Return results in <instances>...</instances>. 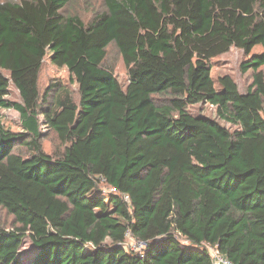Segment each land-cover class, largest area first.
<instances>
[{
    "label": "trees",
    "instance_id": "1",
    "mask_svg": "<svg viewBox=\"0 0 264 264\" xmlns=\"http://www.w3.org/2000/svg\"><path fill=\"white\" fill-rule=\"evenodd\" d=\"M70 1H0V213L11 219L0 216V264H214L209 246L264 264V0H101L88 22L63 13ZM232 46L248 55L245 92L210 73ZM46 57L76 99L60 81L40 89ZM25 236L37 248L27 263Z\"/></svg>",
    "mask_w": 264,
    "mask_h": 264
},
{
    "label": "rangeland",
    "instance_id": "2",
    "mask_svg": "<svg viewBox=\"0 0 264 264\" xmlns=\"http://www.w3.org/2000/svg\"><path fill=\"white\" fill-rule=\"evenodd\" d=\"M2 1V0H0ZM101 0H71L63 9L64 14H77L84 22H88L92 16L97 12L101 11ZM260 45L254 47L253 51H259ZM248 55L244 54L239 48L232 46L226 53L216 56L210 60V73L215 81L216 87L219 89L217 78L221 75L227 74L237 83L240 92H245L247 87L252 81V74L250 71L242 74L239 68L240 62L247 58ZM106 61L112 66L114 74L122 86L127 83V71L126 68L113 47L108 48V54ZM264 72V67H261ZM6 75L7 72H4ZM52 81H60L76 99L78 84L71 79L67 69L65 67H57L52 65L48 57L43 61L41 71L39 73V85L40 89L46 86L47 83ZM7 98L10 100H19L18 91L15 87L10 84L9 93ZM189 112L194 115L203 116H215L214 106L209 104H195L187 107ZM1 116L4 126L9 128L11 131H21V122L19 113L13 109H1ZM43 133L46 137L43 140V149L47 152H52L57 145V139L52 132L46 128H42ZM108 189L103 186V191L106 192ZM1 219L11 220L4 212L0 213ZM131 242L135 240L130 237H126L125 243L129 247ZM36 246L32 243L28 236H25L20 246L18 256L25 262L31 261L36 253Z\"/></svg>",
    "mask_w": 264,
    "mask_h": 264
},
{
    "label": "built area",
    "instance_id": "3",
    "mask_svg": "<svg viewBox=\"0 0 264 264\" xmlns=\"http://www.w3.org/2000/svg\"><path fill=\"white\" fill-rule=\"evenodd\" d=\"M108 190H111V191H115V188L114 187H110L108 188ZM124 199H128V196L127 195H124ZM130 233H126V237H130ZM132 239L135 240L134 243L131 242V245H129L130 248L132 249H141L143 246H144V242L143 241H139L135 238H133L131 236ZM209 249H210V253H211V256H212V261L214 264H234L232 263L230 260H228L227 258H225L219 251L218 249L216 248V246H209Z\"/></svg>",
    "mask_w": 264,
    "mask_h": 264
}]
</instances>
